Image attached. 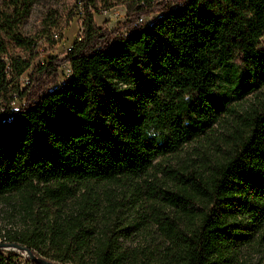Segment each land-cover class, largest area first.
<instances>
[{
  "label": "trees",
  "instance_id": "1",
  "mask_svg": "<svg viewBox=\"0 0 264 264\" xmlns=\"http://www.w3.org/2000/svg\"><path fill=\"white\" fill-rule=\"evenodd\" d=\"M77 2L79 40L36 64L37 43L21 34L35 0L0 8V203L19 196L27 214L36 199L59 205L76 187L146 176L202 138L216 154L171 170L153 245L125 247L78 220L51 225L47 241L9 244L58 264H242V249L264 239V0H124L125 20L111 29L96 25L91 0ZM248 96L257 103L239 113ZM20 260L0 250V264H35Z\"/></svg>",
  "mask_w": 264,
  "mask_h": 264
},
{
  "label": "rangeland",
  "instance_id": "2",
  "mask_svg": "<svg viewBox=\"0 0 264 264\" xmlns=\"http://www.w3.org/2000/svg\"><path fill=\"white\" fill-rule=\"evenodd\" d=\"M6 3L7 0H0V8H4ZM82 13L83 8L77 0H35L28 19L21 27L22 36L34 40L38 46L39 57L33 64L50 56H63L79 40ZM89 13L98 27L111 29L125 20L126 7L124 0H91ZM155 17L143 18L141 25H149ZM49 35H52L53 45L44 39ZM10 54L25 59L29 57V52L13 45ZM63 72L66 76L69 74L68 65L63 67ZM10 78L6 82L11 88ZM21 82L29 83L28 73L21 77ZM238 103L236 110L242 113L257 101L248 96ZM21 104L17 100L12 107L17 109ZM224 132L223 125L214 127L211 134L215 144L218 143L216 138H221ZM215 149L202 138L174 155L157 158L154 168L146 176L76 187L74 195L59 205L46 198L36 199L31 204V214L24 211L19 196H12L5 203H0V250L27 257L23 251L10 247L7 239L36 236V239L47 241L51 236V225L57 224L59 229L68 231L67 226L76 220L92 230L94 236L102 231L122 235L120 243L125 247L153 245L160 241L155 219L163 217V212H169L160 191L173 192L176 184L171 170L189 168V159L194 161V166L200 165L202 154L204 158L211 159L216 154ZM258 240L257 236L254 237L252 243L242 249L239 258L242 264H264V239Z\"/></svg>",
  "mask_w": 264,
  "mask_h": 264
},
{
  "label": "water",
  "instance_id": "3",
  "mask_svg": "<svg viewBox=\"0 0 264 264\" xmlns=\"http://www.w3.org/2000/svg\"><path fill=\"white\" fill-rule=\"evenodd\" d=\"M9 246L17 248V249L25 252L28 255L29 259L32 262H34L35 264H58V263L49 262V261H46V260H44L42 258L36 257L30 250H28L25 247H20V246L14 245V244H9Z\"/></svg>",
  "mask_w": 264,
  "mask_h": 264
},
{
  "label": "built area",
  "instance_id": "4",
  "mask_svg": "<svg viewBox=\"0 0 264 264\" xmlns=\"http://www.w3.org/2000/svg\"><path fill=\"white\" fill-rule=\"evenodd\" d=\"M70 48H71V47H70ZM70 48H69V49H70ZM69 49H68V50H69ZM24 253H25V252H24ZM26 256L28 257V255H27V254H26ZM20 257H21V256H20ZM27 257H24V258H23V257H21V259L23 260V259H26ZM22 260H20V261H22Z\"/></svg>",
  "mask_w": 264,
  "mask_h": 264
}]
</instances>
